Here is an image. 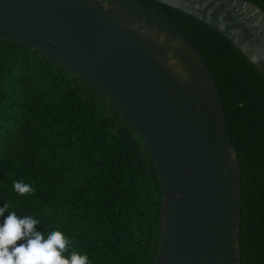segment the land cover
<instances>
[{"label": "trees", "instance_id": "obj_1", "mask_svg": "<svg viewBox=\"0 0 264 264\" xmlns=\"http://www.w3.org/2000/svg\"><path fill=\"white\" fill-rule=\"evenodd\" d=\"M139 1L187 36L214 75L241 164L242 264H264V76L206 23ZM13 181L34 190L19 195ZM162 202L148 147L109 99L40 49L0 39V206L61 230L65 255L154 264Z\"/></svg>", "mask_w": 264, "mask_h": 264}, {"label": "water", "instance_id": "obj_2", "mask_svg": "<svg viewBox=\"0 0 264 264\" xmlns=\"http://www.w3.org/2000/svg\"><path fill=\"white\" fill-rule=\"evenodd\" d=\"M206 23L264 76V8L157 0ZM0 0V39L40 49L102 92L148 147L162 187L154 264H242L241 164L217 82L139 0Z\"/></svg>", "mask_w": 264, "mask_h": 264}, {"label": "clouds", "instance_id": "obj_3", "mask_svg": "<svg viewBox=\"0 0 264 264\" xmlns=\"http://www.w3.org/2000/svg\"><path fill=\"white\" fill-rule=\"evenodd\" d=\"M101 2L105 9L109 7L106 0ZM12 188L19 195L34 190L22 181H13ZM38 224L32 215L10 211L7 203L0 206V264H90L86 253L72 251L65 255L71 240L61 230L45 233Z\"/></svg>", "mask_w": 264, "mask_h": 264}]
</instances>
